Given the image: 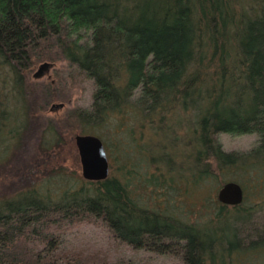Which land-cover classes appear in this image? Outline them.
Listing matches in <instances>:
<instances>
[{
  "label": "trees",
  "instance_id": "1",
  "mask_svg": "<svg viewBox=\"0 0 264 264\" xmlns=\"http://www.w3.org/2000/svg\"><path fill=\"white\" fill-rule=\"evenodd\" d=\"M83 81L89 107L46 114ZM73 132L102 140L108 177L59 166L12 182L0 195V264H143L122 245L183 264H264V253L240 261L264 250L238 238L250 210L229 214L246 210L247 188L264 201V0H0V170L30 142L56 153ZM222 134L258 139L229 152ZM211 180L238 182L242 203L222 204L216 190L213 218L185 220L176 196ZM99 226L113 249L65 240Z\"/></svg>",
  "mask_w": 264,
  "mask_h": 264
},
{
  "label": "rangeland",
  "instance_id": "2",
  "mask_svg": "<svg viewBox=\"0 0 264 264\" xmlns=\"http://www.w3.org/2000/svg\"><path fill=\"white\" fill-rule=\"evenodd\" d=\"M61 66V62L54 64L45 75L53 73V70ZM39 65L35 66L33 72L35 73ZM83 89L81 88L73 90L71 92L70 100L64 102L63 108L57 111H48L46 114L49 116H57L64 112L66 108L73 106H80L87 108L90 106L92 101L93 86L90 81H83ZM54 104V103H53ZM79 133H66L63 135L65 144L62 148L58 149L56 153L47 154L41 151L36 142H30L27 145V152L23 153L19 159L13 158L12 162L8 166L0 170V195L6 193V187H9L12 182H19L20 178L24 173H30L29 176L33 181L46 180V172H51L63 166L67 173L75 177L76 175L81 176V167L79 162L78 152L74 143V136ZM256 134H245L241 136H232L229 134H222L220 140L226 151H247L257 142ZM75 175V176H74ZM50 186V183H49ZM51 187V186H50ZM217 190V181L211 180L209 182L201 184L198 188L187 196L178 194L176 197V203L179 206V213L187 221L203 220L207 218H213L216 213V209L213 207L212 200ZM143 196L148 197L150 190L144 191ZM259 191H255L253 188H247L245 194L248 196L241 207L246 210L237 212L231 208L229 211L230 216L234 214L245 215L247 213L248 221L243 224L238 223V238L240 243L246 247L252 242H258L264 240V201L260 196H257ZM263 197H264V190ZM155 197L163 200V196H158L155 192ZM169 197V196H168ZM171 199V203H174V199ZM231 207V206H230ZM236 211V212H235ZM65 240L73 246H83L92 248H105L111 250L114 248V240L110 233L103 226L99 227H87L80 231L74 232L66 236ZM122 253L125 252V256L131 258L135 262L143 264H183L181 258L176 256L174 253L169 254H157L146 250H135L129 246H124ZM261 253L259 254V252ZM257 251L253 255H241L240 261L243 263L257 262L260 260L264 250ZM252 254V253H251Z\"/></svg>",
  "mask_w": 264,
  "mask_h": 264
},
{
  "label": "water",
  "instance_id": "3",
  "mask_svg": "<svg viewBox=\"0 0 264 264\" xmlns=\"http://www.w3.org/2000/svg\"><path fill=\"white\" fill-rule=\"evenodd\" d=\"M49 67V63H41L34 73L37 77L42 75ZM63 103H54L50 111L63 108ZM74 143L78 152L81 167V176L87 181H101L109 175V160L102 140L93 134H76ZM217 200L225 205H238L244 199V190L236 181H227L222 184L216 193Z\"/></svg>",
  "mask_w": 264,
  "mask_h": 264
}]
</instances>
